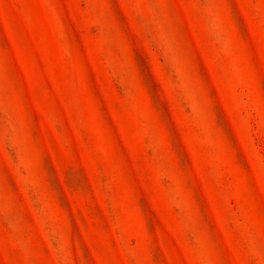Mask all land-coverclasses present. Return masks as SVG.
I'll return each mask as SVG.
<instances>
[{"label":"rangeland","instance_id":"1","mask_svg":"<svg viewBox=\"0 0 264 264\" xmlns=\"http://www.w3.org/2000/svg\"><path fill=\"white\" fill-rule=\"evenodd\" d=\"M0 264H264V0H0Z\"/></svg>","mask_w":264,"mask_h":264}]
</instances>
